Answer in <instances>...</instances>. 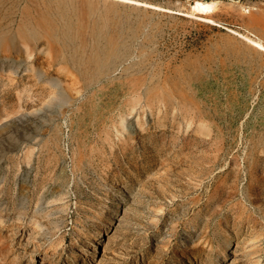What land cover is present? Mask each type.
Segmentation results:
<instances>
[{"label":"rangeland","instance_id":"rangeland-1","mask_svg":"<svg viewBox=\"0 0 264 264\" xmlns=\"http://www.w3.org/2000/svg\"><path fill=\"white\" fill-rule=\"evenodd\" d=\"M134 1L0 0V264H264V0Z\"/></svg>","mask_w":264,"mask_h":264},{"label":"bare ground","instance_id":"bare-ground-1","mask_svg":"<svg viewBox=\"0 0 264 264\" xmlns=\"http://www.w3.org/2000/svg\"><path fill=\"white\" fill-rule=\"evenodd\" d=\"M131 2L132 3L133 2H138V3H141V4L147 5V6L149 5V6L157 7L155 5L148 4V3H145V2H140V1L131 0ZM217 5H218V0H196L192 4V8H193V10H195V11H197L199 13H202V14H210V13H212L215 10V8H216ZM246 39L249 40L250 43H252L256 47H258L259 49H261L262 51H264V42L261 39L257 38L254 34H251V36H246ZM7 41H10V40H6V42L4 43L5 45H8V42ZM1 44H3L2 43V37H0V51L1 52L6 51V49H7L6 46L4 48V46L1 45Z\"/></svg>","mask_w":264,"mask_h":264}]
</instances>
